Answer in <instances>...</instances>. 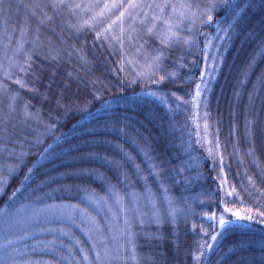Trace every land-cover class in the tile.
Instances as JSON below:
<instances>
[{"label":"trees","instance_id":"obj_1","mask_svg":"<svg viewBox=\"0 0 264 264\" xmlns=\"http://www.w3.org/2000/svg\"><path fill=\"white\" fill-rule=\"evenodd\" d=\"M212 1V20L197 24L195 39L162 43V33L148 32L155 11L147 14L146 5L130 9L136 32L120 38L118 27L105 29L121 9L97 15L112 0H0V216L27 205L87 209L86 201L102 198L113 208L132 205L134 214L138 198L142 222L131 215L126 246L113 257L264 264V0H226L228 7L182 0V7L192 15ZM208 35L215 36L218 69L204 111L221 165L198 153L189 136L187 109ZM161 53L154 77L130 70L132 57L149 63ZM224 207L252 219L220 229L210 248L219 224L205 217Z\"/></svg>","mask_w":264,"mask_h":264},{"label":"rangeland","instance_id":"obj_2","mask_svg":"<svg viewBox=\"0 0 264 264\" xmlns=\"http://www.w3.org/2000/svg\"><path fill=\"white\" fill-rule=\"evenodd\" d=\"M144 2L146 6L150 4L148 1ZM212 2L210 7L192 8V15H189L183 10L182 0H168L169 4L176 6V11L173 12L172 8L168 7L162 15L166 19H171L172 30L177 33L175 36L177 39L184 40L191 37L193 40L195 36H192L196 32L197 24L211 14L212 11L206 12L205 9L211 8ZM150 9L155 11V15H161L155 4L151 8H144L147 14L151 13ZM126 19L131 21L127 22ZM134 25L132 12L128 9L123 18V34H121L119 21L113 26L118 27L120 38H124L127 33L136 32ZM155 29L159 33H164L166 26L157 23ZM214 38V35H208L206 38L203 73L197 83L199 87L196 86L192 104L189 105L190 111L187 109V112L192 115L188 119L191 126L189 136L197 152L203 151L204 157L212 165H221L222 156L219 145L209 128L204 111L207 96L218 69L216 58L218 52L215 50ZM132 58L129 66L136 75L154 77L156 73L161 72L159 65H152V62L148 63L147 60L139 59V56ZM165 103L169 105L167 100ZM221 184L224 185L223 179ZM170 200L173 205H178L174 199L170 198ZM184 201L186 202L182 205H189L188 199ZM86 202L89 206L87 209L63 204L27 205L14 210L6 209L0 216V231H4L5 235V237L2 235L3 239L0 241V264H127L128 261L123 254L113 257L111 252L126 246L124 237L126 229L131 227V215L139 223L142 222L141 214L137 209L138 198L133 207L134 214H132V205L124 204V206L113 208L107 198ZM194 202L201 204L203 200L202 198L194 199ZM225 208L233 212L239 211L241 215H249L239 209L224 207L218 217L215 214L206 216L207 222L215 224L217 221L219 224V217L223 216L226 221H231L226 225L248 224V220L236 218L232 212H226ZM178 214H181L180 210L172 212L171 218H178ZM67 224L71 227H64ZM106 227H108L107 234H105ZM222 228L219 225V229L214 233L216 239ZM119 234L120 236H116ZM82 236L87 238L88 243L84 242ZM5 238L9 240L3 241ZM216 239L211 238L210 248L214 246ZM113 243L114 247H112ZM100 252L105 253L104 256H98Z\"/></svg>","mask_w":264,"mask_h":264},{"label":"snow or ice","instance_id":"obj_3","mask_svg":"<svg viewBox=\"0 0 264 264\" xmlns=\"http://www.w3.org/2000/svg\"><path fill=\"white\" fill-rule=\"evenodd\" d=\"M58 3L60 5H62L64 3V0H58ZM221 3L224 4L225 7H228L229 5L227 4L226 0H221ZM54 7L56 6V3H54L53 5ZM217 5L216 3L212 2L211 3V8H215ZM72 7L74 8H80L81 5L80 4H75L72 5ZM86 7H91V5H88ZM141 7H145V5H143L140 0H127V4H124L123 0H112V3H105L103 9L97 13L98 16H104L106 11H111V9L113 8H118L121 9L119 12V16L116 17L115 20L111 21L108 25L107 28L105 29V31H108L112 28V26L114 24H116L118 21L120 22L121 25V34H123L124 32V27H123V18L125 16V13L127 12L128 9H135V8H141ZM146 7L151 8L153 7V5L149 4ZM155 7L158 8L160 10L161 15H153L152 19H153V24L151 27L148 28V32L152 33L153 30L156 27V21H162V23L166 26V30L164 33L161 34L162 36V40L161 42L163 43L165 40L170 41L171 38L175 37L177 35V33L173 32L172 30V21L171 19H166L163 17V13L165 11L166 8L171 7L172 11L175 12L176 11V6L175 5H171L168 3V0H162L161 3H157L155 4ZM211 8L205 9L206 12H210ZM92 19L94 20L95 17H92ZM212 20V16L208 15L207 16V21H211ZM85 23H89L88 21H85ZM100 33L97 32V38H100ZM162 53L158 54L156 57H153V61H152V65H158L160 59H161ZM150 65V67L152 66ZM21 71H24V69H21ZM161 81L164 80V77L162 76ZM16 83L20 84L21 87H24L25 85H23L19 80L16 81ZM199 87V86H197ZM199 94V93H197ZM15 99V94L13 96V100ZM233 193L232 191L227 192L228 196H231ZM226 212H232V215L235 216L238 219H246V220H251L252 216L250 215H241V213L239 211H232L231 209L225 208ZM262 216H264V213H261ZM231 223V221H226L225 218L223 216L219 217V225L220 227H225L226 224ZM213 240L216 239V236L214 235L212 237ZM99 256V253L97 254Z\"/></svg>","mask_w":264,"mask_h":264}]
</instances>
